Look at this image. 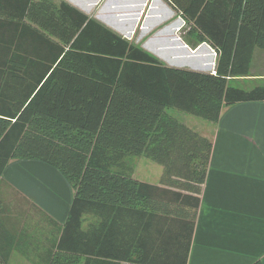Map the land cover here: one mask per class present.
<instances>
[{
	"label": "trees",
	"instance_id": "trees-1",
	"mask_svg": "<svg viewBox=\"0 0 264 264\" xmlns=\"http://www.w3.org/2000/svg\"><path fill=\"white\" fill-rule=\"evenodd\" d=\"M165 1L213 49V71L167 66L63 0H0V185L14 196L0 194V264L28 211L50 228L45 264H187L212 141L165 109L216 123L264 101V78L231 82L264 48V0ZM127 155L161 165L159 183L114 169ZM17 159L65 178L63 224L3 181Z\"/></svg>",
	"mask_w": 264,
	"mask_h": 264
},
{
	"label": "crops",
	"instance_id": "crops-1",
	"mask_svg": "<svg viewBox=\"0 0 264 264\" xmlns=\"http://www.w3.org/2000/svg\"><path fill=\"white\" fill-rule=\"evenodd\" d=\"M142 7L136 24L144 13ZM257 55L264 56V52ZM261 74L256 76L263 79ZM203 136L212 141V152L187 264H251L256 260L264 264V101L224 107L211 134ZM59 175L58 170L39 160L19 159L8 162L2 179L63 224L72 191ZM48 178L53 179L56 191L63 186L68 198L46 208L40 205L37 191L43 192L46 184L51 190ZM31 230L11 251L8 264L15 259L24 264H45L50 228H42L41 238L40 234L32 238Z\"/></svg>",
	"mask_w": 264,
	"mask_h": 264
},
{
	"label": "rangeland",
	"instance_id": "rangeland-1",
	"mask_svg": "<svg viewBox=\"0 0 264 264\" xmlns=\"http://www.w3.org/2000/svg\"><path fill=\"white\" fill-rule=\"evenodd\" d=\"M63 1L75 7L86 16L98 21L103 26L107 27L108 29L112 30L119 36L128 40V42H130L131 44L140 47L141 49H143L150 55L154 56L161 63L167 66L186 68V69L202 71V72H210L212 69H214L213 63H215L216 56L215 53L213 52V49L206 42L197 41L194 34L190 33L188 24L181 19V17L172 9V7L165 0H144L145 5L143 4L142 7V9H144V13L141 15V19L138 22V24H135L133 28L130 23L122 24V26H126L130 28L131 33L128 35L123 34L120 31L114 29L113 27H111L110 24H107L108 22L106 23L102 21L103 18H99L102 16L103 17L108 16V14L105 13L106 11H108L107 8L105 7L108 0H92V5L90 6V9L88 11H85V9H83L84 8L83 5L80 6L81 4H77L79 5V7H77L72 3V2L80 3V0H73V1L63 0ZM113 1L116 0H111L108 6L110 7L109 8L110 13L111 11L113 12V14H111L112 15L111 17L114 18L117 17L114 15H119L118 12H124L125 9H123L122 11L117 9V11L114 12L113 10L116 9H113L111 5ZM152 6L155 7V10H153L155 16L146 19V16H148L149 14L150 7ZM156 14L161 15V17L162 16L163 17L157 18ZM143 26L147 28H142ZM181 43L184 44L185 48L180 47ZM150 46L156 48L158 47L160 48V51L152 52L151 50L147 49V47ZM263 52L264 49L256 48L254 50V55H252L250 69L248 72L249 77L234 78L233 81L231 80L233 85L237 87H241L243 89H249L262 82L263 79H260L259 76L256 75H263L261 73H264V56L262 55L261 57H259L257 55L258 53H263ZM205 54L206 55L211 54V56L206 57ZM204 59H207L208 61L211 62H212L211 59H213L212 66L209 67L204 66L203 63ZM251 74L255 76L251 78L252 76ZM165 112L170 116L174 117L175 119H177L178 121H180L181 123L185 124L189 128L193 129L194 131L200 133L201 135L209 136L215 124L206 121L200 117L191 115L189 113L174 108H166ZM113 168L126 171L127 173L132 175L133 178L152 184L158 183L162 174L161 165L153 162L152 160L144 156H132V155L124 156L121 161V164L118 166H113ZM59 176L61 177V180L62 179L65 180L62 174ZM47 181L51 186V190L48 191L47 189L48 185L46 184L43 192L39 189L37 191V194L39 195L40 205L45 207L46 205L48 207H54L55 201L57 200L60 201V199L62 201H66L68 197L63 186L58 192L56 191V187L54 185L53 179L48 178ZM0 194L1 197L6 199V201L14 200V196L12 195V192L4 184L0 185ZM22 220L24 222L23 226L25 224V226L32 228V230L29 232L32 238L38 237L39 234L40 237L38 238H41L42 228L48 226L46 223H44L41 220L39 215H36L35 213L31 214V211H28L26 216L24 217L22 216ZM13 264H24V263H20L15 259ZM27 264H40V262H33V263L29 262Z\"/></svg>",
	"mask_w": 264,
	"mask_h": 264
},
{
	"label": "bare ground",
	"instance_id": "bare-ground-1",
	"mask_svg": "<svg viewBox=\"0 0 264 264\" xmlns=\"http://www.w3.org/2000/svg\"><path fill=\"white\" fill-rule=\"evenodd\" d=\"M73 1V0H72ZM111 0H108V2L106 3V8L108 11H106L105 13L108 14V16H105V17H99V18H103L102 21L104 22H108L107 24H110L111 27H113L114 29L120 31L121 33L123 34H130V28L126 27V26H122V24L126 23H130L132 28L135 26L136 24V15L138 14L137 11H140V7L143 5L144 3V0H116V1H113L112 2V7L113 9H116V10H113L114 12L117 11V9H119L120 11H122L123 9H125L124 12H118L119 15H114V16H117V17H111L113 14V12L109 11V6L108 4L110 3ZM74 5H76L77 7H79V5L77 4H81L80 6H84L83 9H85V11H88L90 9V6L92 5V0H80V3L79 2H72ZM153 10H155V7H150V10H149V14L148 16H146V18H151L153 16H155V13L153 12ZM119 16V18H118ZM157 18H162L161 15H158L156 14ZM107 20V21H106ZM116 24V25H115ZM109 25V26H110ZM119 25V26H117ZM142 28H147L145 26H143ZM174 29V28H173ZM178 39V38H177ZM150 43V42H149ZM181 48H185L184 44H180ZM147 46V45H146ZM151 47V46H150ZM147 47L148 50H151L152 52H157V51H160V48H156V47ZM177 47V46H176ZM209 51V50H208ZM206 55V54H205ZM207 56H211V54L209 55H206ZM211 61H208L207 59H204V66L206 67H209V66H212V63H213V59H211ZM214 64V63H213Z\"/></svg>",
	"mask_w": 264,
	"mask_h": 264
},
{
	"label": "water",
	"instance_id": "water-1",
	"mask_svg": "<svg viewBox=\"0 0 264 264\" xmlns=\"http://www.w3.org/2000/svg\"><path fill=\"white\" fill-rule=\"evenodd\" d=\"M214 52V51H213ZM215 53V52H214ZM214 66V65H213ZM213 68V67H212ZM211 71H213V69L211 70Z\"/></svg>",
	"mask_w": 264,
	"mask_h": 264
}]
</instances>
